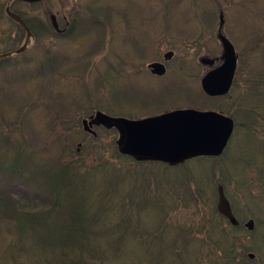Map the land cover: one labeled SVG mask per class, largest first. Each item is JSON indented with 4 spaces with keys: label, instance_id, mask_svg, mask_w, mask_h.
<instances>
[{
    "label": "trees",
    "instance_id": "16d2710c",
    "mask_svg": "<svg viewBox=\"0 0 264 264\" xmlns=\"http://www.w3.org/2000/svg\"><path fill=\"white\" fill-rule=\"evenodd\" d=\"M74 1L68 0L70 4L67 6L68 9L66 11L69 13L74 8L83 10V6L80 9V5L78 7L75 6ZM124 1L125 10L136 7V0ZM171 1H176V10L182 8L183 14L187 15L185 12H190L192 17H194L191 23L194 22L193 27H196L197 31L191 37L197 43H200L202 36H205L210 30L212 31L211 37L215 36L213 25H217V9L224 10L223 3L228 2L230 5L236 2L235 0H205L211 6L209 8H199L195 0ZM44 2L45 0L39 3L0 0V21L8 22L9 26L17 28L14 42L10 49H14L23 42L24 31L20 25L5 15V7L9 6L12 12L18 14L27 23L34 35L39 25L41 27L46 25L44 23L46 17H42L39 14ZM99 2H102V0H95L96 8L94 6L90 10L99 9L97 5ZM156 2L161 7L160 9H164L161 0L159 2L157 0ZM19 5H26L28 10L21 8ZM102 8L105 10H116L110 4ZM142 9L145 8L142 7ZM50 10V8H46L42 11L47 12ZM75 13L76 11L73 10L69 15L72 21L70 22L69 20L68 30L71 29V25L73 24V30L79 31L82 35L79 24L82 21L88 24L89 22L86 18H80V23H77L73 18ZM86 16L89 17L88 19L93 18V14L89 12L86 13ZM98 16L103 19L106 17V14L101 11ZM126 28V33H128L129 27ZM51 31L49 43H52V39L62 42L67 37V35L63 34L57 36L52 29ZM84 35L86 36L87 33ZM107 35L103 30L101 36ZM68 36L72 39L71 34ZM82 37L84 36L82 35L80 38ZM164 39L160 38L156 40L157 45L154 49L159 48L160 44L165 43L166 40ZM263 39L259 37L254 40L248 50L251 54L253 53V56L249 57V61L247 62L249 64L248 67L246 68L245 60L241 57L237 72L238 79V77L244 74L242 69L246 68V73L249 74V77L248 80L244 81L245 85L247 84V88H244L240 92L241 96L237 98V109L243 116V122L246 127L242 129L240 127L244 126V124H238L236 130L253 132L257 135L258 132L256 131L261 129V136H264V54L261 51V48L264 46ZM215 42L216 39H213L210 44L215 45ZM128 46L130 45L127 43L123 58L120 59L118 51L110 49L100 60L102 61L104 58L110 56V62H121L124 60L125 63L129 64V67L134 68L135 61L129 52ZM56 48L59 50L56 51L57 54L55 55V60H57L55 65L57 66L58 61H60L59 53H64V50L59 49L58 45ZM148 48H152V46L150 44H142L140 53L143 51L145 54L148 52ZM206 48L207 53L212 54L210 56H215L218 53L215 47L211 48L208 44H206ZM7 50L8 48L4 51ZM254 57L255 59H253ZM50 59L51 56L47 55L46 61ZM256 61L258 63H255ZM25 62H27L25 58L24 61L18 62H12L8 57L0 59V233L3 230L6 231L4 234H0V264H140L144 262L145 259L131 256V247H125L122 244V240H127L131 243L137 242L141 232L140 223L133 221L130 209L126 206L127 213H123L117 205H113L112 203H103L101 205L98 200L92 201L91 196L95 190L91 189L90 185L96 179V174L103 173L104 194L108 197L112 194L115 187L127 185L128 195L119 196L117 200L119 202L129 200L132 206L137 208L141 197L143 200L149 196L156 199L158 197V190L152 191L151 189V185L155 186L152 176L150 174L143 177L138 176L141 180L124 179L122 176H119L121 172L133 169L130 168L131 166L140 164L129 159L127 162L130 165L126 170L121 168L118 163L123 157L118 154L113 143L115 137L114 131L108 132V134L113 136V141L104 142L105 139H109V136L102 131L97 139L91 138L89 140L91 143H86L85 138L81 140L83 146L80 154L76 151H70L69 146H73L75 142L72 140L63 141L61 134H58L59 130L57 126L61 125L60 129L64 126L63 122H58V111L62 115L64 113L60 108L57 110L55 106V102L58 100L57 96H60L57 91L55 92L56 95L52 98H48L46 94H40L41 98L45 96L50 105L47 110H44V129L50 133L57 134L56 140H52L51 142L46 137L47 140L43 141V144L39 146L40 140L32 136L33 131L30 130V127H28L29 134L26 130L25 136L22 139L17 138L14 135V130L20 129L19 120L16 118L10 120L7 112L14 114L12 113L13 107L18 106L20 111L31 105L22 96H19L17 99L11 97L13 89L17 88V85H14L13 79L21 83V90L34 88L31 87L33 84L27 78L33 79L32 76L35 73L30 71V76H28ZM41 62L36 67L40 72L38 78L43 81L50 74L47 79L48 81L45 85H42V88L46 93L47 90L54 92V88L57 89L59 81L53 78L56 72H54L55 68L50 73L48 70V66H54V63L47 65V63ZM119 67L122 68L121 63H119ZM27 69L29 68L27 67ZM61 73L63 74V70ZM244 77H246L245 74ZM100 81L99 86H102L104 93L112 94L117 92L118 94L113 96L121 97L122 100H125L126 106L137 102L136 88L131 87L128 76L125 77L123 82L125 85L124 90L122 82ZM117 88L119 91L116 90ZM7 90H10L8 97L6 95ZM164 94L169 95V92L165 88ZM3 95L6 97H3ZM29 97L31 99V96ZM174 106L178 105H173L172 107ZM54 108L55 112H53ZM130 113L132 114L133 111H130ZM63 131L66 130L63 129ZM261 159H264V156ZM225 160L224 157L219 159L199 158L194 162L175 168L160 166L162 170L169 169L170 171L179 173V175H171L169 173L168 178L165 171L162 172V178L165 182L169 183V180L172 178L168 196H172L175 199L174 203L179 202L181 205L189 202L200 203L207 199L206 192L209 189L213 196L207 200H213L216 183L226 186L227 182H230L231 179L233 181V178L222 171L224 168L222 163ZM198 162H206L208 166L204 168L201 164L198 165ZM243 164L245 166L244 169L253 172V175L240 181L235 180V184L239 189L236 191L237 195L242 194L241 188H244L243 181L256 182V187L247 190V196L252 202L263 203L264 197L254 192L260 188L261 192L264 193L263 167H257L254 162L250 163L247 160H244ZM150 165L155 166L157 164ZM189 169L198 171L196 176H192ZM140 170L147 171V169L143 168ZM193 183L196 190L193 189V186H190ZM12 193L18 194L17 201H13V196L11 197ZM136 197H138L137 200L134 199ZM141 205L150 206L151 203L145 200ZM251 218L254 219V222L258 226L259 220L257 215L252 213ZM219 219L220 224H213L212 230H209L207 233L209 243L224 254L226 264H244V256L251 249H247L244 243L246 240L245 233L243 230V233L238 231L239 228L230 226L223 218L219 217ZM257 231L258 229L251 233L250 236L256 234L257 238L259 236V232L257 233ZM146 233L151 234V231L146 230ZM193 234H195L193 229L190 232L179 229L177 237L190 236L193 238ZM256 238H253V241ZM176 244L177 240L172 242L173 246ZM252 251L255 252L256 249Z\"/></svg>",
    "mask_w": 264,
    "mask_h": 264
},
{
    "label": "rangeland",
    "instance_id": "374dc122",
    "mask_svg": "<svg viewBox=\"0 0 264 264\" xmlns=\"http://www.w3.org/2000/svg\"><path fill=\"white\" fill-rule=\"evenodd\" d=\"M6 1V0H5ZM136 7L134 9L125 10V5H123L122 0H105V2H110L112 4H115L117 8L122 12L120 16L123 18V21H125L129 27L128 33H125L122 35V38L124 41H126L131 49L133 50L134 54H138L142 42H143V36L150 37L152 39L158 37L159 35L166 33L169 31L170 35H173L172 37L175 38V40H170L169 48L171 49H182L187 55V62L188 64L193 65L195 62V59H199L202 56H204L207 53L206 44H208L211 48L215 47V45L210 44L212 41V37L206 43L205 41L200 45H192L189 44L187 47H184V43H190V35L189 36H176L178 33H183L190 28H193L194 22L191 23V21L194 19L192 17V14L190 12H185L187 15L183 14L182 8L179 10H176L175 3L176 1L171 0H161L162 4L164 5V9H160L159 4L156 2H149L148 0H136ZM159 1V0H158ZM233 4L224 3L225 10L224 12V28L226 32L227 39L234 45L235 49L240 51V56L244 58L246 68L249 64L247 62L249 61V57L253 56V53L248 52L249 48L253 44L254 40L258 39L259 37L264 38V0H235ZM46 2V3H45ZM45 4L42 3V10L46 8H50V11H42L39 13L40 16L46 17L43 27L39 25V28L37 31L34 32V38L29 40L27 43L25 51H27L26 58H29L30 60V67H37V65L40 63V61L43 62V51H46L48 49V52L51 51L52 48H49V39L51 37V25H50V15L55 16V21L62 26L64 24L62 18L65 17L66 21L72 19L69 17V15L72 13L73 10L76 11V13L73 15V18L78 21V18H82L86 16V13H88L87 6L90 3V0H76L74 2L75 6H79L81 9V5L83 4V10L82 14L78 16L79 9L77 10L74 8L70 13L66 11L69 6L68 0H45ZM197 6L199 8H209L211 6L210 3H207L205 0H195ZM240 3V4H239ZM44 4V5H43ZM102 2L98 4V6H101ZM104 5V3H103ZM21 8L28 10L26 8V5H19ZM74 6V5H73ZM74 6V7H75ZM149 7L148 9H142L145 7ZM232 7V8H231ZM25 10V11H26ZM30 10V9H29ZM149 12V14H148ZM217 16L219 15V10L217 9ZM147 14V15H146ZM146 15V16H145ZM162 17H168V21H162ZM159 18V20H157ZM186 20V22H184ZM219 19H217L216 24L214 26V35H216V30L219 24ZM81 24V25H80ZM79 24L81 26V33L84 35L85 33L89 32L87 22L82 21ZM192 25V27H191ZM123 26V25H122ZM121 26V27H122ZM120 27V28H121ZM120 28L118 29L117 33L115 30L110 27L109 31L113 35L116 34L117 39L114 40L113 48L115 51H118L121 55H125V49L121 47L118 38L120 33ZM16 34L17 30L9 26L8 22L0 21V40L3 41H11V37L13 34ZM196 32V31H195ZM194 33V32H193ZM8 35V36H7ZM208 37L212 35V31L210 30L209 33H206ZM78 36H74L72 40H64V41H55L52 39L53 46L58 45V48L63 46L65 43L68 44L65 48L68 53H72L74 51L75 47L77 49H82L84 45V41L86 39L84 38L81 44L77 42ZM83 38V37H82ZM182 39V40H179ZM264 43V39H263ZM163 47H167V45H162ZM1 50V47H0ZM138 50V51H137ZM53 51V50H52ZM262 53L264 54V46L261 48ZM154 53V52H153ZM105 55L107 52L104 53ZM255 55V53H254ZM135 61V56L132 57ZM151 58V57H150ZM255 59V57L253 58ZM111 60V57L108 56L105 58L104 63H109ZM148 62V61H147ZM144 62V63H147ZM92 63V62H90ZM255 63H258L256 61ZM115 64V63H114ZM122 65L125 68V71L123 72L124 75L130 74V69L128 63H125L124 60L122 61ZM197 65V64H196ZM173 66V65H172ZM47 67V66H46ZM103 67L105 68L102 80H106L107 82L116 81L121 82V80H117L115 74L111 69H108V67L104 64ZM202 67V66H200ZM69 68V67H68ZM246 68L242 69V72L246 75L244 77V74L241 75L238 78L235 91L233 96L237 97L239 93L244 89L247 88V84L245 85V80H248L249 74L246 73ZM28 76H30V69H26ZM59 70V67H56L54 72V75H57ZM135 69H133L134 72ZM137 70V69H136ZM203 72L201 68L197 66L189 67L187 68L188 72H195L198 73V71ZM8 71V70H7ZM177 71V75L174 74H168V77L164 78L163 80L154 78L147 73L141 72L135 75L133 79L134 86L139 90H157L161 85L162 82H165L164 86L166 90L169 92V96L165 95L163 96V104L164 106H172V105H185L188 104L189 98L191 93L195 94L198 92V81L197 77L194 76L191 79H188L186 76L181 75ZM206 72V71H205ZM204 72V73H205ZM68 73L71 74V71H68ZM96 74V69L92 68L91 66H88L83 73V78H78L77 80L73 77L68 82L70 85L73 86V92L77 95L76 100L72 102V98L70 95L63 94V100L66 104L72 102L70 104L69 110H62L64 115L60 112L61 121L67 122V130L63 131L60 129L61 125H58L57 128L59 130V133H61V136L63 137V141L66 140V142L69 140H74L75 143L73 146H69V150L72 152L76 151V144L78 142H81L80 139L84 138V134H81L80 127L78 128L79 119L82 115L87 113L90 109L94 107H103L104 102L106 98H104L103 94L98 91L94 81L93 76L90 77V74ZM185 73V72H184ZM187 74V73H185ZM203 74V73H202ZM201 74V75H202ZM50 75V74H49ZM46 76L45 80L41 79H31L30 81L33 84L34 88H26L25 90H21V83L17 81L16 79H13L14 85H17V88H14L12 91L13 95L11 97L18 98L19 96H22L31 103L27 108H23L19 111L18 106L13 107L12 113L7 112L9 114V119L13 120V118H16L19 120V126L20 129L14 130V135L17 138L22 139V137L25 136V131L29 130L28 127H34L33 130L37 131L39 134L43 126V114L44 110H47L48 107H50L49 102L47 99L41 98L40 94H46L48 98H52L57 91L56 88H54V92H45L42 88V85L46 84L49 78ZM200 75V76H201ZM198 76V77H200ZM34 76H32L33 78ZM12 78V77H10ZM60 80H62V77L60 76ZM59 80V81H60ZM63 83L66 82V80L62 81ZM67 84V82H66ZM120 84V83H118ZM162 86V88L164 87ZM162 88L160 90H162ZM117 91L118 88L116 89ZM160 90L158 91H151L150 93L153 94V96H157L160 94ZM10 94V90L6 91L7 97ZM118 94L117 92L112 93V95ZM36 95V96H34ZM31 96V99L30 97ZM3 97H6L3 95ZM225 102V101H223ZM222 102V103H223ZM60 102L57 104L56 108L59 107ZM18 109V110H17ZM125 109V108H124ZM7 110V109H6ZM136 111V109H134ZM17 112V113H15ZM143 113V111H138L137 114ZM150 113L156 112V109L152 108L149 110ZM141 117H144V114L140 115ZM242 116L240 115V119ZM27 127V128H26ZM239 132V131H238ZM237 132V133H238ZM262 132V131H261ZM48 137H51V134H48ZM40 138H46V132L41 133ZM89 137H85L86 143H91ZM82 146H83V142ZM82 146L80 148L79 154L82 152ZM264 156V142L261 141L254 133L252 132H240L234 137V140L232 141L228 156L226 160L223 163L224 170L226 172V175L228 174L231 178L235 179L236 181H240L242 179L248 178L252 176V173L246 169H244L243 161L246 159H249L253 162H258L261 157ZM124 164V163H122ZM120 164V166H122ZM202 165L204 168L208 166V163L204 162H198V165ZM193 165V164H192ZM196 166V165H195ZM264 170V159H261L259 161V164L257 167H262ZM147 166H143L142 168H145ZM142 168H134L129 171H123L119 176H122L124 179H137L140 180L139 177L146 176L147 173L150 174L154 180L155 186L152 189L158 190V197L155 203L148 206L146 210L141 214V222L145 225V229H148L149 227L159 223L161 219L162 213L165 211V208L171 205L172 203V196L168 197V190L169 186L172 184V178L169 180V183L165 182L162 178V172L165 171L166 176L169 178V173L171 175H179V173L168 170H162L160 167V164L152 165L148 168V170H140ZM189 172L192 174V176H196V173L198 171H195L194 169H189ZM139 176V177H138ZM103 180L104 175L103 173L96 174V179L93 181V183L90 185L91 189H94L95 192L92 193L91 200H98L101 205L106 203H112L114 205H120L119 200L117 198L119 196H126L128 195L129 191L127 188V185H120L118 187H115L113 189V192L110 196H106L104 194L103 189ZM190 186H193L194 183ZM227 190L234 196L235 190L232 186L229 184H226ZM207 192L209 194L210 191L207 189ZM206 192V193H207ZM264 195V193H263ZM264 197V196H263ZM244 200L246 201L245 207L246 212L243 215H240L241 217H247V214L249 218L251 219V213L256 214L257 217L264 218V212H262V205L261 203H255L250 201L247 197H244ZM263 206H264V199H263ZM215 206V203L209 200H205L204 202L200 203H193L189 202L186 204H182L181 207H178L174 209L172 212L167 211L168 216V224L169 221L172 222L173 226L177 229H183L186 232H190L192 229H198L199 230H212L213 223L220 224V220L215 216H213V222L209 221L210 215L212 213V207ZM255 207V208H252ZM259 211V212H258ZM258 212V213H257ZM263 215V216H262ZM246 222V221H245ZM260 224V221H259ZM203 227V228H202ZM173 230L171 227L165 228V235L159 239H154L152 242L145 241V242H136L131 243L127 240H122V244L125 247H131V256L133 257H139L141 259H145L148 263L151 264H189L190 260L194 257L193 247L188 244L187 245V251L183 259H177L172 254L171 250V244L174 239V235L170 234L169 231ZM172 232V231H170ZM259 232V237L256 239H262V234H264L263 230L258 229L257 233ZM256 234L254 236H251L250 239L253 241V238H255ZM247 245L251 247L250 242L248 241ZM264 253V250H263ZM260 260H264V255L260 258ZM260 260H256V263H260ZM201 261H199L200 264Z\"/></svg>",
    "mask_w": 264,
    "mask_h": 264
},
{
    "label": "water",
    "instance_id": "95a60500",
    "mask_svg": "<svg viewBox=\"0 0 264 264\" xmlns=\"http://www.w3.org/2000/svg\"><path fill=\"white\" fill-rule=\"evenodd\" d=\"M35 2L39 0H21ZM6 13L14 21L23 25L19 16L6 9ZM222 52V65L208 73L201 81L203 91L209 96L223 95L229 90L235 73L237 56L231 43L221 34L218 35ZM202 63L212 64L213 61L201 59ZM156 73L162 74L161 66H155ZM89 126H103L107 129L115 128L119 133L116 144L121 154L128 155L137 161L163 162L170 166L184 163L197 156H219L227 145L233 130V122L215 112H199L195 110H179L155 118L141 121H130L124 118H111L101 112H96L89 119ZM221 128L227 129V138L221 148L205 149L199 144H189L198 135L211 132L217 135ZM86 131L95 135L91 130ZM217 210L232 224L236 225L231 214L229 203L223 190L218 187Z\"/></svg>",
    "mask_w": 264,
    "mask_h": 264
},
{
    "label": "bare ground",
    "instance_id": "6f19581e",
    "mask_svg": "<svg viewBox=\"0 0 264 264\" xmlns=\"http://www.w3.org/2000/svg\"><path fill=\"white\" fill-rule=\"evenodd\" d=\"M211 132H204L203 134L198 135V138L190 141V146L199 144L205 149H213V151L221 148V145L227 138V129L221 128L217 135H212Z\"/></svg>",
    "mask_w": 264,
    "mask_h": 264
},
{
    "label": "flooded vegetation",
    "instance_id": "af4514ba",
    "mask_svg": "<svg viewBox=\"0 0 264 264\" xmlns=\"http://www.w3.org/2000/svg\"><path fill=\"white\" fill-rule=\"evenodd\" d=\"M20 52H21V51H20ZM8 53H11V55L13 54L12 51H9ZM9 56H10V55H9ZM155 62H156V63H162V64H164V66H165V68H166V71L169 69V59L167 60L166 63H163L161 60H156ZM214 66H215V65H214ZM214 66H213V67H214ZM213 67H211V68L209 67L210 69H207V70H206V73H207L209 70H211ZM206 73H205V74H206ZM165 75H166V74H165ZM165 75H164V76H165ZM155 76H156V75H155ZM164 76H162V77H164ZM229 96H230V95H228V96H226V97H229ZM226 97H225V98H226ZM213 99H214V100H221L220 97L213 98ZM164 112H166V111H164Z\"/></svg>",
    "mask_w": 264,
    "mask_h": 264
}]
</instances>
